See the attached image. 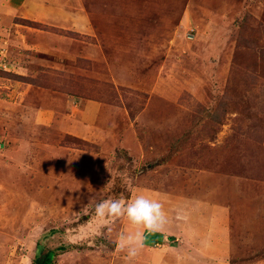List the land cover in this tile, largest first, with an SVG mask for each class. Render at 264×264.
I'll return each instance as SVG.
<instances>
[{"label": "rangeland", "instance_id": "obj_1", "mask_svg": "<svg viewBox=\"0 0 264 264\" xmlns=\"http://www.w3.org/2000/svg\"><path fill=\"white\" fill-rule=\"evenodd\" d=\"M33 1L56 16L0 18L46 36L0 46V264L117 256L135 225L95 206L121 195L209 226L195 258L264 264V0Z\"/></svg>", "mask_w": 264, "mask_h": 264}, {"label": "crops", "instance_id": "obj_2", "mask_svg": "<svg viewBox=\"0 0 264 264\" xmlns=\"http://www.w3.org/2000/svg\"><path fill=\"white\" fill-rule=\"evenodd\" d=\"M23 8L24 11H22ZM48 8L49 7L46 4H36L33 0H0V12H2V14L0 13V18H2L3 23L6 22L7 24V22L12 21L13 18L18 14L25 15L26 18H29L27 16L30 14L34 17H44L50 13V10H48ZM3 13H7L8 15H3ZM50 14L56 16V12ZM12 25L14 27H21L17 23ZM50 25L52 26V24ZM13 26L10 27L12 28ZM19 33L17 36L14 34L2 35L3 37L0 38V46L6 44L8 46H10L11 44L17 46V44L20 43L19 45L25 48L26 55H17V57L20 61L23 62L27 58L32 60L31 57L33 56H41L46 54L45 35L44 39L42 38L41 43H39L40 41L38 39V36H35L36 34L32 35L31 33ZM12 50L13 52H15L16 48L12 47ZM19 52L21 51L19 50ZM12 55L14 56L13 53ZM26 65L27 67L29 66L28 64ZM43 65L46 66L45 64ZM31 87L30 85L27 86L29 90L31 89ZM29 95H31V93H29ZM41 117L43 122H45L46 115L42 113ZM191 214L189 215V218L185 223L179 221L176 222V219L171 217L166 218L163 225L160 226L157 230H148L143 226L135 225L134 228H129L127 231L128 233H126V236L130 235L133 237H136L137 234H139L141 238L142 246L138 248L137 255L135 257H128V248L127 246L122 247L123 241L120 240V243L117 244V246L114 248V253H112L113 255L118 254L117 256L105 260V262L96 260L90 262V264H210L208 260L202 261L199 256H196L195 258L194 253L197 254L198 252H203V250L205 251V246L207 244V247L211 250H214L216 248L223 249L224 247L221 244V241H219V243L216 242L215 237H213L215 243L208 241L207 237L205 238V230L209 226H207L205 223L197 221L196 217H190ZM182 229L184 233L183 238L181 237L180 240L178 238L174 239L175 235H180V230ZM210 230L211 232L218 231V229L216 230V228H211ZM216 235L220 237V232L218 231V234L215 233L213 236ZM222 236L224 238V235ZM168 238H170L171 240L168 241ZM197 244L199 245L197 246ZM190 252H193V254L191 255Z\"/></svg>", "mask_w": 264, "mask_h": 264}, {"label": "clouds", "instance_id": "obj_3", "mask_svg": "<svg viewBox=\"0 0 264 264\" xmlns=\"http://www.w3.org/2000/svg\"><path fill=\"white\" fill-rule=\"evenodd\" d=\"M95 215L104 223L126 217L132 224L148 230H157L166 219L162 204L144 195H139L130 202L123 195L102 200L95 206ZM121 240L124 242L122 247L128 248V257H135L138 248L142 246L139 234L136 237L121 236Z\"/></svg>", "mask_w": 264, "mask_h": 264}, {"label": "trees", "instance_id": "obj_4", "mask_svg": "<svg viewBox=\"0 0 264 264\" xmlns=\"http://www.w3.org/2000/svg\"><path fill=\"white\" fill-rule=\"evenodd\" d=\"M171 239L168 238V241ZM62 249H57V251L47 250L46 252L41 253L40 256H37L33 260V264H53V259L56 256L57 252H61Z\"/></svg>", "mask_w": 264, "mask_h": 264}, {"label": "bare ground", "instance_id": "obj_5", "mask_svg": "<svg viewBox=\"0 0 264 264\" xmlns=\"http://www.w3.org/2000/svg\"><path fill=\"white\" fill-rule=\"evenodd\" d=\"M42 124V123H41Z\"/></svg>", "mask_w": 264, "mask_h": 264}]
</instances>
